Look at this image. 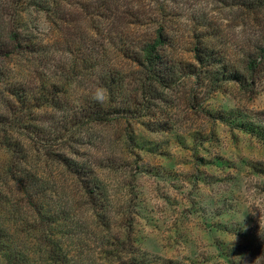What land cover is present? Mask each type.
Returning a JSON list of instances; mask_svg holds the SVG:
<instances>
[{
  "label": "rangeland",
  "instance_id": "1",
  "mask_svg": "<svg viewBox=\"0 0 264 264\" xmlns=\"http://www.w3.org/2000/svg\"><path fill=\"white\" fill-rule=\"evenodd\" d=\"M91 1L50 22L40 0H0V264H264V9L170 0L161 19L163 0H107L82 21ZM162 20L182 75L142 96L135 57ZM195 46L257 71L215 87L209 67L186 75ZM96 100L121 111L66 121Z\"/></svg>",
  "mask_w": 264,
  "mask_h": 264
},
{
  "label": "trees",
  "instance_id": "2",
  "mask_svg": "<svg viewBox=\"0 0 264 264\" xmlns=\"http://www.w3.org/2000/svg\"><path fill=\"white\" fill-rule=\"evenodd\" d=\"M44 1V4H42ZM63 0H40L41 5L43 8H45V11L50 17V22L54 21L56 19L55 17H52V11L51 8L56 5V9L58 11L54 13H60V10H64V7L62 5ZM118 1V3H117ZM127 0H114L117 6V12H122L123 11V5H128L126 2ZM170 0H163L160 2V6L158 7V10H160V18L165 19L163 11H165V8L167 7L166 4ZM220 2L227 3L229 0H219ZM107 0H104L102 2L101 0H92L89 3H84V2H76L77 4L81 5V9L83 10L80 12V15L82 17V21H88L86 16H82L83 13L88 14L89 16L96 14L95 11H100L101 8H107ZM239 2V0H237ZM121 3V4H120ZM238 3V5H246L250 8L253 9H259L262 10L264 9V0H242ZM120 4V5H119ZM75 11L79 13V8L76 6L74 7ZM137 11H134L132 8L128 11V14L131 17H135L137 15ZM62 22H64V28H67L65 26L66 21L64 17L60 19ZM134 23H137V19L135 20ZM166 23L165 21L162 20V23L160 24L159 28L155 31L154 34L151 35L148 39L145 40L143 45H140V54H136L135 61L136 64L141 66L143 68V75L142 77L139 78V85L141 87V95L145 96L147 94V85L149 83H157L158 85H164L166 87L172 86L174 83L172 80L176 79L174 77H177V79L180 78L182 75L180 71L177 70L176 66L168 63L164 57H163V50L167 45H169V39H170V34L167 33V28H166ZM15 28V27H14ZM13 28V29H14ZM20 33L18 31L14 30H9L7 33V44H4V46L13 47L14 45H18L20 47L21 45V40H20ZM46 48V47H44ZM257 49L253 52V54L260 53L261 55L264 53V47H256ZM15 49L14 51H16ZM41 50V47H30V46H25L22 48V53L25 55H35L37 52ZM21 51V49L19 50ZM218 51L215 49H211L206 46L198 47L195 46L194 48V59L196 65H194V69L191 70L192 72H189L186 75H195L198 76V72L202 71L203 67H209L210 70H206L208 74L212 75L214 77L212 79L215 87L219 86L221 82L224 80H236L237 82L241 83L242 85L244 84H249L248 80L254 76V74L257 71L258 64H256V60L253 57V54L247 63V72H242L241 70L234 69L231 67H227L225 63L219 61V56H218ZM256 58V57H255ZM76 69L79 68L78 63H75ZM223 69V70H222ZM221 75V76H220ZM249 76V77H248ZM173 83V84H172ZM112 104H108L106 106L103 101H88V103H81L79 104L76 103L75 107H73V114L69 115L66 113L64 116L66 121L71 119V123H76L78 120V123H83L82 121H105L108 120L110 117L115 116L116 113H119L121 109L115 108L111 106ZM81 118V119H80ZM1 238V237H0ZM2 240V238H1ZM52 242L55 240H51ZM3 242V240H2ZM54 244H48V253H53L56 254ZM128 264H140L137 262V258L130 259Z\"/></svg>",
  "mask_w": 264,
  "mask_h": 264
}]
</instances>
